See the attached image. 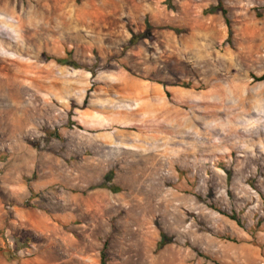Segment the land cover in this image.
Masks as SVG:
<instances>
[{"label":"rangeland","instance_id":"1","mask_svg":"<svg viewBox=\"0 0 264 264\" xmlns=\"http://www.w3.org/2000/svg\"><path fill=\"white\" fill-rule=\"evenodd\" d=\"M263 76L264 0H0V264H264Z\"/></svg>","mask_w":264,"mask_h":264},{"label":"bare ground","instance_id":"2","mask_svg":"<svg viewBox=\"0 0 264 264\" xmlns=\"http://www.w3.org/2000/svg\"><path fill=\"white\" fill-rule=\"evenodd\" d=\"M5 68H7V70L9 71V73H10V77H11V82H13L14 83V81H19L20 82V80L21 79H24V78H26V76H27V71L30 69V67L28 66V65H26V64H24L22 61H19V62H17V61H12V60H10V63L9 64H7L6 66H5ZM4 70V69H3ZM8 73V72H7ZM8 73V74H9ZM6 74V73H5ZM29 74V73H28ZM4 79V78H3ZM6 79V78H5ZM19 79V80H18ZM4 81V80H3ZM240 91V93H238ZM242 92L243 91H241V89L239 90V89H237V90H234V92L233 93H236V96L237 95H241L242 94ZM221 94H223V93H221ZM223 96V95H222ZM247 117V116H246ZM222 126V125H221ZM237 129V128H236ZM220 132H223L224 133V130L221 128L220 129ZM222 134V133H221ZM228 137V136H227Z\"/></svg>","mask_w":264,"mask_h":264},{"label":"trees","instance_id":"3","mask_svg":"<svg viewBox=\"0 0 264 264\" xmlns=\"http://www.w3.org/2000/svg\"><path fill=\"white\" fill-rule=\"evenodd\" d=\"M217 10H219V11L222 13L223 17H224L225 20H226V24H227L228 28L230 29V22H229V19H228V17H227V12L222 8V5H219V6L217 7ZM57 63H58V64H64L65 62H64V60H57ZM260 81H264V76L260 79ZM232 219L235 220V218H232ZM163 238H164V236L161 235V240H160V242L157 244V249H156V251H160V250H162V248L165 247L166 244H165V242L163 241ZM101 260H102L101 264H107L105 253L102 254V256H101Z\"/></svg>","mask_w":264,"mask_h":264}]
</instances>
